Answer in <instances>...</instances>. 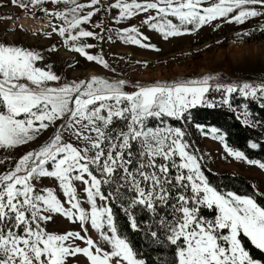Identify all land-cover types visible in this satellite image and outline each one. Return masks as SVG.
<instances>
[{
    "label": "snow or ice",
    "instance_id": "6c2138e0",
    "mask_svg": "<svg viewBox=\"0 0 264 264\" xmlns=\"http://www.w3.org/2000/svg\"><path fill=\"white\" fill-rule=\"evenodd\" d=\"M11 2L61 21L59 25L50 22L52 31L46 35L57 33L72 51L110 67L103 56L88 51L95 46L86 38L103 37L83 27L100 11L93 7L100 0ZM49 2L57 7H41ZM61 4L66 7L61 9ZM109 7L119 10L117 20L145 13L143 23L165 41L195 34L218 20L243 24L264 16V0H115ZM86 8L92 10L85 13ZM252 31L264 32V25ZM252 31L237 36L250 37ZM119 38L159 51L144 42L149 38L136 26L121 30ZM49 51H56V46ZM44 59L35 50L0 43V150L26 145L55 127L46 142L0 173V264H68L78 255L89 264H147L118 227L113 208L97 204V199L113 198L122 201L121 210L132 231L140 232L144 225L146 236L155 244L174 247L173 264H264V256L254 258L242 242V237L247 238L264 254V206L253 197L221 193L213 187L202 170V157L185 139L186 132L164 123L166 118L192 119L191 110L198 106L216 107L207 99L213 91L223 93L221 102L229 107L234 93L264 100V82L222 83L219 74H204L173 82H137L131 85L133 91H127L130 82L125 79L91 75L66 81L53 65L37 66ZM250 115L244 105L245 125L251 124ZM152 120L163 126H150ZM196 127L219 140L236 160L264 169V162L230 147L220 128ZM66 135L77 143L66 140ZM45 178L59 182L65 201L53 188H38ZM74 181L85 185L90 209L82 207ZM103 185L112 186L113 192L105 195ZM202 208L212 210L214 219L203 217ZM54 215L79 222L85 235L48 232L42 225ZM141 215L149 220H141ZM85 225L99 233V240L87 235Z\"/></svg>",
    "mask_w": 264,
    "mask_h": 264
},
{
    "label": "rangeland",
    "instance_id": "374dc122",
    "mask_svg": "<svg viewBox=\"0 0 264 264\" xmlns=\"http://www.w3.org/2000/svg\"><path fill=\"white\" fill-rule=\"evenodd\" d=\"M78 2L87 4L89 0H78ZM114 2L115 0H100L99 4L93 6L100 11L92 17L90 23L83 25L85 29L103 37V39L86 38V42L95 46L88 49L90 54L103 56L109 68H104L97 62L88 61L82 55L72 51L64 45L63 38L57 33L51 36L46 35L52 31L50 22L59 25L61 21L31 6L26 9L21 8L13 4L11 0H0V43L23 46L40 52L45 59L43 62H38L37 66L53 65V70L66 81L87 79L91 75L104 76L110 80L125 79L130 82L127 91H133L134 88L131 85L137 82L140 84L158 81L173 82L199 78L204 74H219L222 83L264 82V32L248 39V36L242 39L237 36L238 33L246 32L247 27L264 25V16L252 18L243 24L223 23L218 20L212 26H205L195 34L165 41L158 32L143 23L146 18L145 13L117 20L119 10L109 7ZM41 7L51 10L57 6L49 2ZM59 7L63 9L66 5L61 4ZM91 10L92 8H86L84 12ZM215 24L221 26L217 28ZM131 26L138 27L140 32L149 38L144 42L155 45L159 51L121 40L119 38L121 30ZM53 45L56 46V51H49ZM236 95L239 94L236 93ZM222 98L223 93L215 91L207 96L209 101L219 104H223ZM54 131L55 127H49L35 141L9 151L0 150V160H4V164L0 165V173L13 168L16 160L46 142ZM65 139L74 144L77 143L74 137L66 135ZM198 145L199 149L196 152L210 170L238 174L250 181L257 193L264 196V169L258 165L249 164L245 160H236L228 154L219 140L212 138L211 134H201ZM74 186L82 207L90 209L84 192L85 185L80 181H74ZM45 187L53 188L62 202L66 200L55 178L43 179L38 188ZM105 203L107 204L106 201L97 199L98 205ZM42 226L48 232L64 234L69 231H78L81 235H85L79 222L73 223L62 215H54L52 221ZM85 227L88 229V236L94 241L99 240V233L95 229L90 225ZM244 241H247L248 245ZM242 242L254 258L264 256L247 238L242 237ZM76 243L81 247L86 246L82 241H76ZM104 246L107 248L106 245ZM68 264H89V262L83 255H78L75 259H70Z\"/></svg>",
    "mask_w": 264,
    "mask_h": 264
},
{
    "label": "trees",
    "instance_id": "16d2710c",
    "mask_svg": "<svg viewBox=\"0 0 264 264\" xmlns=\"http://www.w3.org/2000/svg\"><path fill=\"white\" fill-rule=\"evenodd\" d=\"M255 25L247 27L246 31H252L257 29ZM261 34L260 31H252L250 37H254L257 34ZM250 37H247L250 38ZM233 96V97H232ZM229 99V105L216 103V107L208 108L207 106H198L191 110L192 119L188 120H175L172 118H166L165 124L172 127H181L186 132L185 139L191 144L194 152L199 149V143L201 138V132L196 127L197 124L208 127H217L226 134V142L235 150L244 151L246 156L252 160H258L264 162V100L251 98H243L236 93L232 94ZM244 105H247L250 112L251 124L245 125L241 113L244 111ZM240 116L241 119H237ZM163 126L158 120L150 121V126ZM121 126H123L121 124ZM249 143H256L257 148L253 149L249 146ZM197 153V152H196ZM198 155V153H197ZM204 161V160H203ZM202 163V170L205 176L210 181L213 187H216L219 191H232L237 194L251 195L257 202L264 206V196L257 193L253 184L247 179L229 172H214L210 170L205 162ZM99 175L98 173H94ZM113 187L109 185H103L101 191L108 195L113 192ZM108 205L113 208L115 218L118 227L124 231L129 237L134 250L140 254V258L146 260L147 264H173L174 261V247L165 243L163 247L158 246L152 241V238L146 236L148 229L141 225L140 232H134L128 225L127 218L121 210L122 201L120 199H110L106 201ZM206 219H213V211L207 208H202L201 213ZM141 220H149L146 215L140 216ZM151 230H157L152 228ZM248 245L247 241H244Z\"/></svg>",
    "mask_w": 264,
    "mask_h": 264
}]
</instances>
